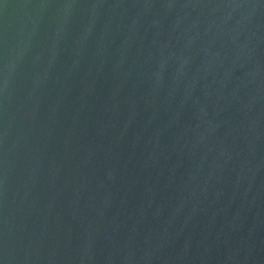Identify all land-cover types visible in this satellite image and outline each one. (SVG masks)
<instances>
[{"label":"water","instance_id":"1","mask_svg":"<svg viewBox=\"0 0 264 264\" xmlns=\"http://www.w3.org/2000/svg\"><path fill=\"white\" fill-rule=\"evenodd\" d=\"M0 264H264V0H0Z\"/></svg>","mask_w":264,"mask_h":264}]
</instances>
